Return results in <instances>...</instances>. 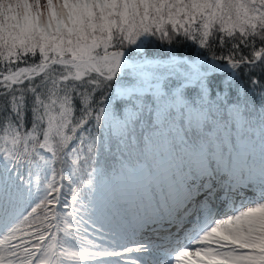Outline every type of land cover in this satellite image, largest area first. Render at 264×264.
Returning <instances> with one entry per match:
<instances>
[{
	"label": "snow or ice",
	"instance_id": "1",
	"mask_svg": "<svg viewBox=\"0 0 264 264\" xmlns=\"http://www.w3.org/2000/svg\"><path fill=\"white\" fill-rule=\"evenodd\" d=\"M262 77L264 0H0V264H264Z\"/></svg>",
	"mask_w": 264,
	"mask_h": 264
},
{
	"label": "trees",
	"instance_id": "2",
	"mask_svg": "<svg viewBox=\"0 0 264 264\" xmlns=\"http://www.w3.org/2000/svg\"><path fill=\"white\" fill-rule=\"evenodd\" d=\"M259 45V43L257 44ZM230 46V45H229ZM171 48L172 52L179 56H191L194 55L196 51H198L195 47V45L191 44L190 42L183 40L182 38H177L176 41H174L170 46L168 44H161L159 42L156 43V47L154 49H148V55L152 56L153 53H161L164 51V49ZM245 54L248 53V49H242ZM167 55V53H165ZM254 75H259V73H253ZM242 79H245L242 77ZM264 79V77H262ZM256 100V103L258 104V99L254 98ZM101 163L102 164H112V156L109 153H102L101 155ZM59 167V165H58Z\"/></svg>",
	"mask_w": 264,
	"mask_h": 264
},
{
	"label": "rangeland",
	"instance_id": "3",
	"mask_svg": "<svg viewBox=\"0 0 264 264\" xmlns=\"http://www.w3.org/2000/svg\"><path fill=\"white\" fill-rule=\"evenodd\" d=\"M259 43V41H257V44ZM250 195V194H249Z\"/></svg>",
	"mask_w": 264,
	"mask_h": 264
}]
</instances>
